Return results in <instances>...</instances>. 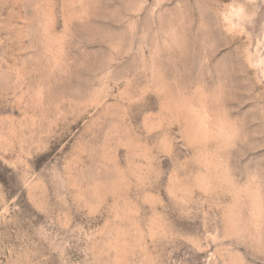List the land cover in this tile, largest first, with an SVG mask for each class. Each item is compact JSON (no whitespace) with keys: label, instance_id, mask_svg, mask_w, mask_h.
<instances>
[{"label":"rangeland","instance_id":"obj_1","mask_svg":"<svg viewBox=\"0 0 264 264\" xmlns=\"http://www.w3.org/2000/svg\"><path fill=\"white\" fill-rule=\"evenodd\" d=\"M0 264H264V0H0Z\"/></svg>","mask_w":264,"mask_h":264}]
</instances>
